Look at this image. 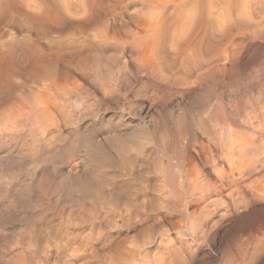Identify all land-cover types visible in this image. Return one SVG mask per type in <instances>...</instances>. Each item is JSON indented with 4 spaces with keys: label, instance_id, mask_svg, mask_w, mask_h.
<instances>
[{
    "label": "rangeland",
    "instance_id": "rangeland-1",
    "mask_svg": "<svg viewBox=\"0 0 264 264\" xmlns=\"http://www.w3.org/2000/svg\"><path fill=\"white\" fill-rule=\"evenodd\" d=\"M15 1L0 2V50L21 60L0 91V264H264V202L208 207L186 175L213 182L243 141L264 176V0H213L191 33L170 3L151 22L161 0Z\"/></svg>",
    "mask_w": 264,
    "mask_h": 264
},
{
    "label": "bare ground",
    "instance_id": "bare-ground-1",
    "mask_svg": "<svg viewBox=\"0 0 264 264\" xmlns=\"http://www.w3.org/2000/svg\"><path fill=\"white\" fill-rule=\"evenodd\" d=\"M3 0H1L0 2H2ZM125 0H123V2H124ZM145 2H146V0H144ZM143 1V2H144ZM120 2V1H119ZM127 1H125V3H126ZM148 2H149V0H148ZM148 2H146L147 4H148ZM151 2V1H150ZM155 2V1H154ZM3 3V2H2ZM168 3H170L171 5H172V12H176L177 13V18L176 19H180L181 20V26H182V29H183V32H185V30L187 31V33L188 32H192L193 31V29L197 26V25H200L202 28H203V25L205 26V24H206V22H209V21H207V19L209 18V16L211 15V6H212V4L214 3L213 2V0H161L160 2H159V4H156V5H153L152 4V2L150 3V5H149V11H150V14L149 15H151V16H149V15H147L149 18H150V20H151V22L152 21H154L155 20V15L157 14V12H156V10L158 9V17L159 16H161L162 14H164L165 15V9H166V7H167V5H168ZM4 4L6 5V7H13L14 9L15 8H17V9H19L18 8V6H17V3H16V1L15 0H4ZM66 4H68V2H66ZM121 4V3H120ZM127 4H128V2H127ZM146 4V5H147ZM169 4V5H170ZM215 4V3H214ZM213 4V5H214ZM126 5V4H125ZM147 5V6H148ZM170 5V6H171ZM181 6L183 7V8H186V11H185V13L184 14H182V13H180V11H181ZM216 6V5H215ZM168 8V7H167ZM171 10V9H170ZM169 9L167 10V11H170ZM183 12V11H182ZM214 12V11H213ZM170 13V12H169ZM175 13V14H176ZM217 13V12H216ZM215 13V14H216ZM219 14H222V13H220V12H218ZM217 13V14H218ZM171 14V13H170ZM174 14V15H175ZM214 14V13H213ZM212 14V15H213ZM215 15V16H217V18H218V15ZM173 15V16H174ZM146 16V18H148ZM220 16V15H219ZM222 17H224V14L223 15H221ZM221 16H220V18H221ZM139 17V16H138ZM141 17V16H140ZM164 17V16H163ZM168 17H170V16H168ZM211 17V16H210ZM27 18H32V15L30 14V15H27ZM171 18H174V17H172L171 16ZM215 17H213V19H214ZM217 18H215V19H217ZM140 19V18H139ZM164 19V18H163ZM211 19V18H210ZM214 19V20H215ZM219 19V18H218ZM217 19V20H218ZM149 20V21H150ZM161 20V19H160ZM138 21H140V20H138ZM142 21V20H141ZM147 21V20H146ZM151 22H148L147 21V23H151ZM211 22H212V19H211ZM145 22L143 21V23H141V25L142 24H144ZM147 23H146V27H147ZM164 23V22H163ZM172 23V22H171ZM37 24H39V21L38 22H36L35 23V25H37ZM136 24H137V26H140V23L139 22H136ZM154 24V23H153ZM160 24H161V21H160ZM173 24H174V22H173ZM177 24H179V23H177ZM208 24V23H207ZM156 25V24H155ZM154 25V26H155ZM165 24H163V27H165L164 26ZM176 25V24H175ZM136 26V27H137ZM145 26V25H144ZM143 26V27H144ZM207 26V25H206ZM210 26V25H209ZM141 27V26H140ZM140 27H137V28H140ZM176 27H177V25H176ZM174 28V30L176 29V32H178L177 31V28ZM150 28V27H149ZM157 28H161V27H157ZM143 29V28H142ZM145 29V28H144ZM151 29V28H150ZM163 28H161V30H162ZM185 29V30H184ZM201 29V28H200ZM204 29V28H203ZM206 29H207V27H206ZM147 30V29H146ZM149 30V29H148ZM196 30H197V28H196ZM195 30V31H196ZM210 30V29H209ZM208 30V31H209ZM141 31V30H140ZM194 31V32H195ZM205 31V30H204ZM176 32H175V34H176ZM186 33V32H185ZM199 34H200V32H198ZM201 33H203V30H202V32ZM207 33V32H206ZM209 33V32H208ZM146 34V33H145ZM177 34H179V32L177 33ZM195 34H196V32H195ZM195 34H193V35H191V36H194ZM182 35V34H181ZM181 35H180V37H181ZM183 35H185L184 33H183ZM187 35V34H186ZM198 35V34H197ZM101 36V35H100ZM104 36H105V34H104ZM109 36V35H108ZM179 36V35H178ZM177 36V37H178ZM190 36V35H189ZM201 36H202V34H201ZM204 36V35H203ZM208 36V35H207ZM115 37V36H114ZM176 37V36H175ZM175 37H174V39H175ZM176 37V38H177ZM180 37H178V38H180ZM209 37V36H208ZM104 38V37H103ZM181 38H183V37H181ZM180 38V39H181ZM201 38V37H200ZM204 38V37H203ZM206 38V37H205ZM188 39V38H187ZM186 39V40H187ZM190 39V38H189ZM192 39V38H191ZM209 39V38H208ZM196 40V39H195ZM201 40V39H200ZM202 40H204V39H202ZM188 41V40H187ZM198 41V40H197ZM205 41H206V39H205ZM188 42H190V40L188 41ZM196 42V41H195ZM3 43V42H2ZM31 43H32V45L33 46H35V47H37V46H39L41 43H40V41H38V40H36V39H32L31 40ZM187 43V42H186ZM185 43V44H186ZM191 43H192V41H191ZM193 43H194V41H193ZM190 44V43H189ZM194 44H197V43H194ZM193 44V45H194ZM191 45V44H190ZM190 45H188V46H190ZM199 45V44H198ZM203 45H204V43H203ZM203 45H202V48H203ZM209 45V44H208ZM201 46V45H200ZM207 46V45H206ZM2 47V46H1ZM185 47H186V45H185ZM198 46L196 45V48H197ZM200 48V47H199ZM199 48H198V50H199ZM206 48V47H205ZM204 48V49H205ZM185 49V48H184ZM184 49H183V51H184ZM187 49V48H186ZM203 49V50H204ZM190 50V49H189ZM192 50H193V46H192V48H191V54H192ZM205 50H207V48L205 49ZM208 50H209V48H208ZM188 51V50H187ZM197 50H195V52H196ZM189 52V51H188ZM199 53H201V49H200V52ZM190 54V55H191ZM198 56L200 55V54H198V53H196ZM202 55H200L201 57L203 56V53H201ZM206 54H207V52H206ZM189 55V54H188ZM195 54L193 53V56H194ZM196 55V56H197ZM192 56V57H193ZM205 56V55H204ZM29 57H34V55H29ZM195 57V56H194ZM187 58V57H186ZM186 58H184V59H186ZM189 58V57H188ZM200 58V57H199ZM205 58V57H204ZM189 59H191V56H190V58ZM195 59V58H194ZM196 59H197V57H196ZM202 59V58H201ZM208 59V58H207ZM187 60V59H186ZM208 60H210V59H208ZM192 61V60H191ZM200 61V60H199ZM207 61V60H206ZM206 61H204V62H206ZM20 62H21V60H19V58H18V56H17V53H16V49L13 47V45H11V44H6V46H5V49L2 51V50H0V83H1V85H0V91L2 90V84H10V77L11 76H15L17 73H18V71H19V67H20ZM187 62H188V60H187ZM196 62V61H195ZM208 62V61H207ZM206 62V63H207ZM198 63V62H197ZM189 64H191V62L189 63ZM196 65V64H195ZM194 66V65H193ZM198 66V65H197ZM201 68H202V66H201ZM51 77V76H50ZM18 84V83H17ZM57 100V99H56ZM57 106V105H56ZM53 108V107H52ZM235 142H238L237 140H234ZM234 142V143H235ZM240 143H236V144H231L230 143V148H228V150H229V153H227L228 155L225 157V156H223L224 158H222V157H220V155L218 156L217 155V153H216V155L218 156V158H217V161H215L213 164H214V166H212V167H214L213 168V170H214V174L213 173H211V176L213 177V179L214 180H212L213 182H209L208 181V183H206L207 181H205L204 179H206L208 176H210V175H204V177L205 178H203V175L200 173V171H196L195 173H194V171H192V170H194V169H192V170H190L188 173H186V175L188 176V178H189V180L191 181V183L193 184V187H195L194 188V190L196 191V193H197V196H195V198H197L198 200H196V201H199L201 204H203V205H207L208 207H209V205L210 204H214V203H216L215 201L216 200H218V199H216V198H221V200L220 201H222V199L224 200H227L228 201V206H230V207H232V205L233 206H235L234 204H235V202H237L236 200H235V196L236 197H239V198H242V199H244L245 201H246V199H248V198H256L257 200H258V198L259 199H261L262 200V202H264V176L261 174V175H258V173H257V175L256 174H254V173H252L253 172V169H252V166H250V164H248L247 162H244L245 160V158H241L240 156H237V153L240 151L239 150V148L241 149L242 147V145H244L241 141H239ZM233 143V142H232ZM242 143V144H241ZM209 145V144H208ZM227 147V146H226ZM203 149V148H202ZM204 149H206V148H204ZM203 149V150H204ZM208 149H210L209 147H208ZM208 149H206V150H208ZM244 149V148H243ZM243 149H242V152H243ZM210 150H212V149H210ZM217 150H218V148H217ZM239 150V151H238ZM200 151V150H199ZM209 151V150H208ZM215 151V150H214ZM214 151H211V152H214ZM219 151H221V150H219ZM223 151V150H222ZM198 152V151H197ZM207 152V151H206ZM215 152H217V151H215ZM214 152V153H215ZM186 153H189V152H186ZM192 153V151L188 154V155H190ZM240 153V152H239ZM248 153V152H247ZM198 154H202V152L201 153H198ZM204 154V153H203ZM206 154V153H205ZM212 154V153H211ZM226 154V151H225V153H224V155ZM240 154H243V153H240ZM239 154V155H240ZM192 155H193V153H192ZM191 155V156H192ZM207 156H208V153L206 154ZM214 155V154H213ZM244 155V154H243ZM206 156V157H207ZM209 156H211L210 154H209ZM208 156V157H209ZM215 156V155H214ZM190 157V156H189ZM196 157H198V155L197 156H195V158ZM199 157H200V155H199ZM213 157V156H212ZM241 159H240V158ZM242 157H244V156H242ZM192 158H193V156H192ZM186 159H187V156H186ZM189 159H191V157L189 158ZM189 159H188V162H190L189 161ZM197 159V158H196ZM202 159V158H201ZM213 159H214V157H213ZM213 159L211 160V161H213ZM247 159V158H246ZM205 160V159H204ZM203 161V160H202ZM207 161H208V159H207ZM206 161V163H208ZM247 161H249L248 159H247ZM205 162V161H204ZM204 162H203V165H204ZM250 162H251V160H250ZM194 163V160H193V162L191 163L190 162V164L192 165ZM196 163V162H195ZM199 163V162H198ZM200 163H201V160H200ZM205 163V164H206ZM211 163V162H210ZM253 163V162H252ZM251 163V164H252ZM187 164H189V163H187ZM189 164V165H190ZM262 164V163H261ZM196 165H197V163H196ZM199 165V164H198ZM201 165V164H200ZM200 165L198 166L199 167V170H200ZM207 165V164H206ZM253 165V164H252ZM255 165H257L256 163H255ZM260 165V164H259ZM258 166V165H257ZM262 166V165H261ZM260 166V167H261ZM192 167V166H191ZM194 167V166H193ZM203 167V166H202ZM254 167V166H253ZM189 168V167H188ZM187 168V169H188ZM206 168H210V167H206ZM263 168V167H262ZM186 169V170H187ZM196 169V168H195ZM198 169V168H197ZM207 170V169H206ZM211 170H212V168H211ZM254 170H256V169H254ZM258 170H259V168H258ZM260 170H261V168H260ZM262 171V170H261ZM264 171V170H263ZM260 172V171H259ZM203 173H204V171H203ZM206 173H208V171L206 172ZM206 173H204V174H206ZM209 173H210V171H209ZM263 173V172H262ZM184 174V173H183ZM186 176V177H187ZM211 177V178H212ZM210 179V178H209ZM188 180V181H189ZM205 181V182H204ZM192 184H191V186H192ZM191 189V188H190ZM194 190H192L193 191V193H195L194 192ZM191 191H189V193H190ZM192 193V192H191ZM195 193V194H196ZM194 196V195H193ZM192 196V197H193ZM190 197V196H189ZM194 198V197H193ZM192 198V199H193ZM215 198V199H214ZM191 199V198H190ZM255 199V201L257 202V200ZM193 201H195V200H193ZM243 201V200H242ZM250 201V200H249ZM254 201V200H253ZM198 202V203H199ZM224 202V201H223ZM239 202H241V201H239ZM248 202V201H247ZM219 203V202H218ZM225 203V202H224ZM238 203V202H237ZM243 203H244V201H243ZM248 203H250V202H248ZM255 203V202H254ZM240 203H238V205H239ZM245 204V203H244ZM264 204V203H263ZM237 205V204H236ZM249 205V204H248ZM211 206V205H210ZM200 207H202V205L200 206ZM203 207H206V206H203ZM202 207V208H203ZM236 207V206H235ZM199 208V207H198ZM198 208H197V210H198ZM233 208V207H232ZM264 208V207H263ZM203 210H204V208H203ZM202 209L200 210V208H199V211H203ZM228 210V209H227ZM230 211V210H229ZM197 212V211H196ZM227 213V212H226ZM230 213V212H229ZM264 219V218H263ZM263 219H262V221H263ZM261 221V222H262ZM263 223V222H262ZM264 224V223H263ZM259 226H261L260 224H259ZM264 226V225H263ZM263 226H261V227H263ZM258 227V226H257ZM260 227V228H261ZM259 228V227H258ZM264 228V227H263ZM258 231H261V230H259L258 229ZM262 232V231H261ZM263 240V239H262Z\"/></svg>",
    "mask_w": 264,
    "mask_h": 264
}]
</instances>
